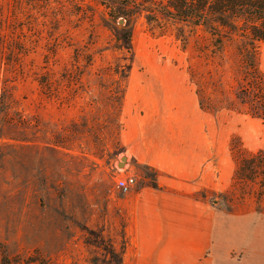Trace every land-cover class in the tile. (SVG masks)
<instances>
[{"label":"rangeland","instance_id":"374dc122","mask_svg":"<svg viewBox=\"0 0 264 264\" xmlns=\"http://www.w3.org/2000/svg\"><path fill=\"white\" fill-rule=\"evenodd\" d=\"M151 137L222 153V190L201 192L214 264H264V41L114 20L101 0H0V264H120L112 167L129 163L132 192L155 179L132 158Z\"/></svg>","mask_w":264,"mask_h":264},{"label":"crops","instance_id":"0c3cea01","mask_svg":"<svg viewBox=\"0 0 264 264\" xmlns=\"http://www.w3.org/2000/svg\"><path fill=\"white\" fill-rule=\"evenodd\" d=\"M161 142L135 141L132 158L157 177L120 198L129 239L120 264H214L217 208L201 192L222 190V153L197 144L171 150ZM116 167L114 161L113 178L133 173L129 163Z\"/></svg>","mask_w":264,"mask_h":264},{"label":"trees","instance_id":"16d2710c","mask_svg":"<svg viewBox=\"0 0 264 264\" xmlns=\"http://www.w3.org/2000/svg\"><path fill=\"white\" fill-rule=\"evenodd\" d=\"M101 1L106 3L108 14L114 20L123 18L130 21L137 14L143 13L150 22H161L163 19L178 27L224 31L252 41H264V0ZM121 30L124 45L128 50H132L131 28L125 24ZM243 162L250 166L254 159L243 160Z\"/></svg>","mask_w":264,"mask_h":264},{"label":"built area","instance_id":"2783aa9c","mask_svg":"<svg viewBox=\"0 0 264 264\" xmlns=\"http://www.w3.org/2000/svg\"><path fill=\"white\" fill-rule=\"evenodd\" d=\"M116 169L118 168L116 167ZM114 179L117 188L124 194L132 192L137 186V177L134 173H129L125 176H120L116 174Z\"/></svg>","mask_w":264,"mask_h":264},{"label":"water","instance_id":"95a60500","mask_svg":"<svg viewBox=\"0 0 264 264\" xmlns=\"http://www.w3.org/2000/svg\"><path fill=\"white\" fill-rule=\"evenodd\" d=\"M124 20H121V22L123 23ZM126 160H127V157L126 156H123L119 162L120 165H123L126 163Z\"/></svg>","mask_w":264,"mask_h":264}]
</instances>
